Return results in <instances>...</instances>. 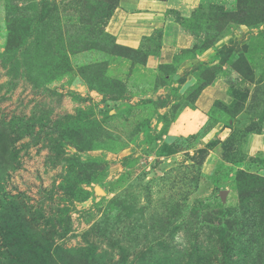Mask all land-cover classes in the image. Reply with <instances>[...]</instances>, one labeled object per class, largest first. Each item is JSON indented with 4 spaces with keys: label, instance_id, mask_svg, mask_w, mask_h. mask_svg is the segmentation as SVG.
I'll list each match as a JSON object with an SVG mask.
<instances>
[{
    "label": "rangeland",
    "instance_id": "obj_1",
    "mask_svg": "<svg viewBox=\"0 0 264 264\" xmlns=\"http://www.w3.org/2000/svg\"><path fill=\"white\" fill-rule=\"evenodd\" d=\"M126 1L0 0V264H264V0Z\"/></svg>",
    "mask_w": 264,
    "mask_h": 264
},
{
    "label": "crops",
    "instance_id": "obj_2",
    "mask_svg": "<svg viewBox=\"0 0 264 264\" xmlns=\"http://www.w3.org/2000/svg\"><path fill=\"white\" fill-rule=\"evenodd\" d=\"M139 7L141 11H146L147 9H155L158 6L156 1H144L140 2ZM125 8H117L108 22V30L114 34L117 38V42L124 46L129 47H139L144 36H148L154 27H159L160 25L156 22L155 16L152 13H147L143 15L142 13H137L135 8V0L126 1L123 3ZM138 10V11H140ZM163 26V25H161ZM190 36H178L177 38H172V48L179 47L188 42ZM169 43V42H168ZM206 89L205 92H208Z\"/></svg>",
    "mask_w": 264,
    "mask_h": 264
},
{
    "label": "trees",
    "instance_id": "obj_3",
    "mask_svg": "<svg viewBox=\"0 0 264 264\" xmlns=\"http://www.w3.org/2000/svg\"><path fill=\"white\" fill-rule=\"evenodd\" d=\"M126 49L129 50L127 47H126ZM251 178H252V182H251V180L247 181V179H251ZM254 179H255V177L253 175H247L244 173L239 174L238 186H239V194H240L241 200H245V199L249 198L250 196H254V195L258 194V190H260L259 187L263 186L261 183V182H263V179L259 178L260 181L258 184L255 183ZM260 217L262 219L264 218V212H262Z\"/></svg>",
    "mask_w": 264,
    "mask_h": 264
}]
</instances>
